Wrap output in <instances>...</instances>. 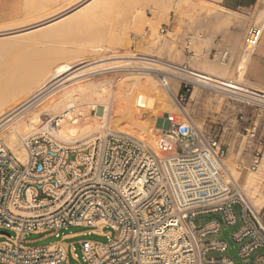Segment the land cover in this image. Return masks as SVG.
Listing matches in <instances>:
<instances>
[{
    "label": "built area",
    "instance_id": "1",
    "mask_svg": "<svg viewBox=\"0 0 264 264\" xmlns=\"http://www.w3.org/2000/svg\"><path fill=\"white\" fill-rule=\"evenodd\" d=\"M169 64L179 73L170 74L179 83L174 101L182 118L166 113L155 148L115 130L61 142L50 134V119L22 139L25 162L0 139V264H69L70 258L74 264H233L220 233L222 224L238 221L231 234L237 255L244 264H264V204L254 207L228 172L227 149L215 129L183 114L186 92L197 85L183 76L187 63ZM160 74L171 92L168 75ZM240 102L264 109V92L251 90ZM262 156L254 150L248 167L256 170ZM208 213L220 220L194 222ZM69 226L85 230L43 245L25 238L58 237ZM85 233L108 240H78L79 259L72 240Z\"/></svg>",
    "mask_w": 264,
    "mask_h": 264
},
{
    "label": "rangeland",
    "instance_id": "2",
    "mask_svg": "<svg viewBox=\"0 0 264 264\" xmlns=\"http://www.w3.org/2000/svg\"><path fill=\"white\" fill-rule=\"evenodd\" d=\"M14 1L16 2V0ZM70 1L17 0L16 3L20 10L15 18H11L7 22L11 26L33 23L50 14L56 8L67 5ZM90 11H94V13ZM218 15L220 16L217 17ZM86 16L89 18L87 19ZM74 22L76 26L69 28L70 30L67 29V34L65 33L63 37L51 41L45 47L33 48L31 54L26 56L28 58L23 56L20 49L21 41L0 45V84L9 79L12 76L9 77V75L15 70L24 69L27 71L29 62L32 64L31 67L36 69L43 68L47 63L53 65L54 63H66L68 66L83 65L87 62L106 59L110 53L116 51V53L129 52L135 56L138 54L147 55L168 63H187L189 67H192L193 60L206 57L215 61L221 55V51H224L223 61L230 62L228 76L231 81H236L238 78V72L235 75L233 72L237 64L243 61L242 70L240 69L243 73L237 84L245 86L251 83L264 85V7L259 4V0L250 8L232 11L226 10L209 0H96L88 11L76 13V15L64 20L66 26L74 24ZM256 31L258 32L257 40L246 58L252 35ZM226 39L233 43L232 51L224 46ZM93 43L101 45L103 50L99 56L91 59L94 56L90 52ZM76 56L79 58H75ZM105 63H108V60L96 62L90 66L99 67ZM161 72L144 73L119 70L114 71V73L89 75L79 82L70 83L67 87L77 83H89L105 77L110 81L107 98L112 100L113 94L117 95L121 92L120 89L123 88L121 81L124 79V87L131 84V92L117 95L115 103L119 107L117 109L114 106L113 112L108 113V122H103L104 128L100 123L103 107L98 106V103L107 105L111 101L99 102L94 95H82L76 98L74 105L76 122L68 123L69 129L76 127L77 137L82 138L89 135V131L92 130L89 127L96 124L97 128L102 130L96 135L106 130L123 131L131 133L147 143L148 130L157 140L167 112L175 114L177 118H182V114L174 101V94L177 91L174 92L171 88L173 85H177L178 90V82L173 77L167 79L171 92L167 91L160 82ZM124 76L127 77L124 78ZM133 76L135 79L140 78V80L138 79L139 83L143 79L141 84H144L143 81L145 80L144 85L148 83V79H153L154 83L156 82V89L146 91L148 90L147 87V89L142 86L137 87L132 83V80L135 83ZM125 82L127 83L125 84ZM19 88L20 86L16 89ZM118 91L120 92L118 93ZM156 91L160 93L166 91L170 96L161 97L156 94ZM191 93L192 96L190 97ZM172 101L175 108H173ZM183 107V114L196 125L215 129L227 149L224 159L225 167L229 173L231 171L235 179L237 178L245 186V176L252 170L248 167L250 164L248 160H252L251 157L256 149H261L264 153V109L223 96L213 90L198 88V86L186 92ZM41 117L42 121L38 125L50 119L51 115L42 114ZM252 128L255 130L254 136L251 137L247 134V130ZM1 133L0 131V139L4 142ZM242 143L243 146L240 151L239 146ZM4 144L6 145L5 142ZM151 147L155 148L152 145ZM7 148L11 152L13 151L11 148ZM259 179V188L261 187L260 190L264 193V170ZM233 211L239 215L237 205L233 206ZM212 219L220 220V214H201L196 216L194 222L204 224ZM239 224V221L233 226L222 224L220 233V237L228 243L226 254L232 259L233 264H244L243 259L237 255V244L231 240V234ZM82 230L85 228L69 226L61 230L58 237L30 234L25 238L33 241L32 244L43 245L59 239L62 234ZM107 230L108 228L104 229V231ZM80 239L106 242L108 237L87 233L75 237L72 241L79 259L81 254L77 241ZM260 252L258 250L251 255L249 261H253L254 256ZM209 255L215 256L214 253ZM74 262L72 258L69 259V264H74ZM80 264L86 263L80 259Z\"/></svg>",
    "mask_w": 264,
    "mask_h": 264
},
{
    "label": "bare ground",
    "instance_id": "3",
    "mask_svg": "<svg viewBox=\"0 0 264 264\" xmlns=\"http://www.w3.org/2000/svg\"><path fill=\"white\" fill-rule=\"evenodd\" d=\"M94 2H96V0H71L67 5L56 8L50 14L41 17L33 23L24 25L17 24L11 26L8 22H1L0 45H2L3 43H15L21 41L20 49L22 50L23 56H29L33 48L45 47V45L50 43L51 41L63 37L67 29L76 26L75 22L74 24L66 26L64 20L76 15V13L80 14L81 12L88 11V9H90L91 5ZM259 4L264 7V0H259ZM90 12L94 13V11ZM90 14L92 15V13ZM89 16H86V18L88 19ZM219 16L220 15H218L217 17ZM257 35V31L252 35L251 45H249V48L247 49L246 58L249 56L252 47L257 40ZM224 44V46L230 51L233 50L234 45L230 40L226 39ZM102 50L103 48L101 45L93 43L90 47V52L94 56L91 59L99 56ZM221 52V55L215 61H211L206 57H204L203 59L193 60V66L188 67L189 71L187 73H184L183 76L192 81L195 85L198 86V88L200 87L202 89L213 90L214 92L222 94L223 96H227L238 101L249 99L251 90L264 92V85L262 84L251 83V86L237 84L239 82V79H241V75L243 73V71H240L243 66V61L237 64L234 69L235 71L233 72L234 75L238 72V78L236 79V81H231L228 76L230 72V62L223 61L225 53L224 51ZM75 58H79V56H76ZM105 60H108V63H105L104 65H99V67H95L94 65L90 66L93 63L102 62ZM160 60L161 61H159L158 58H151L147 55L142 56L138 54V56H135L134 54H131L129 52L116 53L115 51L114 53H110V56L106 59H100L91 63L87 62L83 65L74 64L72 66H68V64L66 63H54V65L47 63L43 66V68L36 69L34 67H31L32 64L31 62H29L27 71H25L24 69H18L17 71L15 70L16 72L14 71V74L12 73L9 75V77L12 75L9 79H6L0 84V131L2 132V137H4V142L6 143L7 147L13 150L12 152H14L13 154L16 157H18L22 162H25L26 152L21 144L22 139L39 132L38 123L42 121V114L51 115L50 120L53 122L54 127L49 129L50 134L61 142L73 143L74 141L84 140L95 136L96 133L102 132V130L97 128L96 124L91 125L89 127L90 129H92L91 131H89L90 134L82 138L77 137L76 127L69 129L70 127L68 123L76 122V118L74 116L76 112L74 106L76 103V98L82 95H94L97 97V100H99V102L111 101V103L107 105L98 103V106L103 107V116L101 118L102 121L99 122L102 124V128H104L103 122H108V113L112 111L114 106L117 109L119 107L116 106L115 103L117 95H119L120 93L129 94L131 92V84H127L128 87H124L125 85L123 84V82L125 80H122L121 78L123 77H121L120 80H122L121 84L123 85V88L122 90L120 89L121 92L118 91V93L120 92L119 94H113L111 98L112 100H109V98H107L110 81H108L109 79H105V77L103 79H97L89 83H77L76 85L71 87L67 86L70 83L79 82L80 80L85 79L84 77L89 75L102 74L106 72L114 73V71L116 72L119 70L144 73H157L159 71H162L166 75H168V79H170V77H173V75H171L173 73L179 74L169 67L170 64L168 62H165L162 59ZM125 77L127 76H124V78ZM136 79L134 78L135 83L133 82V80L132 83L137 85V87H147L148 90L146 91H149V89L150 91L156 89V82L154 83L153 79H148V83L146 85H144L145 80L143 81L144 84H141V81L143 79H141L140 83L138 82V79L140 80V78H138L137 80ZM126 83L127 82H125V84ZM19 86L20 88L17 90L16 88ZM111 86L113 87V85ZM134 86H132V88H134ZM171 88L174 92L177 91V85H173ZM156 94L165 98L167 96H170L166 91H162V93L156 91ZM171 103L173 105V108H175L174 102L172 101ZM164 125L165 123L163 122L162 126ZM147 135L148 143H145L150 146H156L157 141L155 136L148 130ZM242 146L243 143L239 146L240 151L242 150ZM263 170L264 153L257 169L254 171L250 170L246 174L245 186L243 184L245 189H247L248 191L252 205L256 208H259V206L264 204V193L262 192V190H260L261 187L259 188L258 185L260 180L259 178L263 173Z\"/></svg>",
    "mask_w": 264,
    "mask_h": 264
},
{
    "label": "crops",
    "instance_id": "4",
    "mask_svg": "<svg viewBox=\"0 0 264 264\" xmlns=\"http://www.w3.org/2000/svg\"><path fill=\"white\" fill-rule=\"evenodd\" d=\"M209 1H213L222 8L232 11V10L250 8L254 6L258 0H209ZM19 10L20 7L14 0H0V23L7 22L9 21V19L15 18ZM248 161L251 162L252 160H248Z\"/></svg>",
    "mask_w": 264,
    "mask_h": 264
}]
</instances>
